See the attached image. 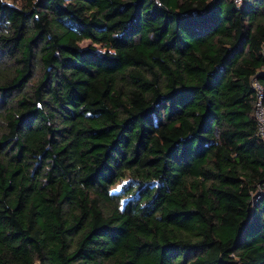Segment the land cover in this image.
Here are the masks:
<instances>
[{"label": "trees", "instance_id": "16d2710c", "mask_svg": "<svg viewBox=\"0 0 264 264\" xmlns=\"http://www.w3.org/2000/svg\"><path fill=\"white\" fill-rule=\"evenodd\" d=\"M254 81L264 0H0V264H264Z\"/></svg>", "mask_w": 264, "mask_h": 264}, {"label": "built area", "instance_id": "2783aa9c", "mask_svg": "<svg viewBox=\"0 0 264 264\" xmlns=\"http://www.w3.org/2000/svg\"><path fill=\"white\" fill-rule=\"evenodd\" d=\"M233 2L235 5L241 4V0H233ZM252 86L254 88V91L256 92V101L253 112V116L257 123L256 136L264 144V106L262 105L263 91L255 81L252 83ZM257 192L258 193L253 197L255 198V200H253L254 203L256 202L257 199L260 198V194H261L260 190Z\"/></svg>", "mask_w": 264, "mask_h": 264}, {"label": "rangeland", "instance_id": "374dc122", "mask_svg": "<svg viewBox=\"0 0 264 264\" xmlns=\"http://www.w3.org/2000/svg\"><path fill=\"white\" fill-rule=\"evenodd\" d=\"M6 2H7L8 4H16V3H19L20 0H6ZM90 45H92L90 42L85 41V42H82L79 46H80L81 48H86V47H88V46H90ZM96 49H97V51H99V52H102V51H103V49H102L100 46H97ZM253 200H255V198H253Z\"/></svg>", "mask_w": 264, "mask_h": 264}]
</instances>
